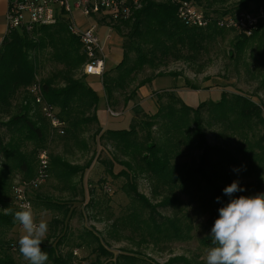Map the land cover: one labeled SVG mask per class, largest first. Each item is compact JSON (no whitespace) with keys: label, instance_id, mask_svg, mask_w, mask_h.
Segmentation results:
<instances>
[{"label":"rangeland","instance_id":"obj_1","mask_svg":"<svg viewBox=\"0 0 264 264\" xmlns=\"http://www.w3.org/2000/svg\"><path fill=\"white\" fill-rule=\"evenodd\" d=\"M73 1L71 0V4ZM256 4L258 3L254 0H245V4L242 0H226L223 4H214L212 8L229 9L236 13L254 8ZM71 11L79 28L83 29L95 24L107 68H114L122 58L125 43L127 42L128 46L130 44L128 41L130 25L126 26L124 23L111 22L107 19L96 23L90 20L92 15L83 18L80 10L72 8ZM82 20H88V23L82 24ZM235 34L233 31H228L223 36H216L206 42L205 49L196 53L190 62L169 58L164 65L154 69L145 66L139 71L127 91L157 70L181 74L178 77L163 75L153 80V85L164 86L158 87L157 93L161 98H157L156 94L153 95V109L149 110L147 105L140 107L134 104L128 117L123 114L116 115V110L121 111L122 106L126 107L123 105L124 95L118 92L115 94L117 104L108 109L109 114L105 111L106 105L103 99L98 98L97 109L101 116L99 117L101 126L103 122L109 124L106 127H111L112 123L116 128H129L134 125L138 130L137 140H141L145 133L142 123L146 115L154 113L161 105L167 103L174 109L180 110L179 99L176 97L171 99L168 94L178 95L191 107L205 102L200 110V117L206 143L220 146L229 152L222 161V166H211L212 162L218 160V155L209 152L203 167L212 184L222 189L223 201L220 205L216 200L214 185H209L201 175H198V185L188 187L187 184L178 183L174 186H166L145 174H137L130 180L129 175L136 170V162L117 150L114 143L105 135V130L94 122L73 127H67L65 122L64 134H57L40 109V114L37 113L40 116L39 122L46 129L44 148L48 155L47 178L37 186L29 187L27 184L23 187L27 186L24 189L26 193L32 191L31 207L37 222L43 219L48 223L44 242L55 247L54 258L60 256L62 260L68 259L71 264H90L92 261H98V264H112L117 256L119 264H167L170 259L183 257L191 264H206L207 251L213 245L211 242L204 243V239L210 238L211 228L219 216L218 209L225 206L232 198L264 193V160L260 163H252L238 151L241 145L247 146V141L252 144L262 136L264 124L253 120V123L258 124L251 125V130L246 128L244 134H239L226 128V122L215 117V109L210 103L218 101L221 92H225L229 99L232 94L240 93L250 96L257 103L264 104V87L261 85V79L264 78V36L251 38L244 50L238 54L233 48ZM125 51L128 52L130 59L135 57V51L130 46L125 48ZM59 70H64L62 64L52 60L45 61L38 69L36 81L39 82ZM113 73L112 70L111 74ZM83 74L81 66L74 73V77L82 79L85 76ZM93 77L98 80L90 86L94 90L101 89L100 78ZM184 78L189 80L190 84H185ZM54 85H62V79L59 77L55 79ZM28 89H25L26 93L27 91L30 93ZM22 94H18L12 100V104L16 106ZM136 95H132L133 101ZM188 114L190 123L187 141L185 134L176 140L180 143L177 144L176 153L170 162L195 168L199 164L202 149L197 145L198 137L193 131L192 111H188ZM121 116L126 119L123 120ZM228 118L231 120L233 116L229 114ZM122 120L123 123L119 124ZM151 131L152 139L156 143L166 141V135L158 125H154ZM0 134H6L3 126H0ZM186 142H189V145ZM262 144L264 146V141ZM32 146L31 143H27L25 150H31ZM169 147L172 148L170 145ZM57 158L78 169L70 171L59 168L54 164V159ZM121 161H127L132 166L129 168L131 171L128 176L118 174L121 169H125ZM36 163L39 164L38 161ZM233 169L240 170L237 172ZM18 178V175L15 176L13 184L18 182ZM234 180L239 181L244 191L236 192L231 197L225 195L223 189ZM132 181L138 191L153 204H158L166 197L172 198V203L157 206V212L153 217L160 228L167 225V219L172 220L179 228L181 237L173 236L174 230L169 228L170 225L168 227L170 234L167 236L164 232L155 230L152 231V236L148 235L143 224L132 219L135 215L137 220L145 219L149 226L154 224L149 220V209L132 195L129 189V183ZM22 184L17 187H21ZM105 186L110 187L111 192L106 193L103 190ZM25 198L27 201L26 196ZM15 201L19 202L18 206L21 208V202L17 198ZM0 232L2 233L0 237L9 244L8 252L16 264H28L14 244L22 234V226L17 223L11 229H0ZM120 256L126 258L121 259ZM46 264L58 263H55L50 256ZM173 264H184V262L176 260Z\"/></svg>","mask_w":264,"mask_h":264},{"label":"trees","instance_id":"obj_2","mask_svg":"<svg viewBox=\"0 0 264 264\" xmlns=\"http://www.w3.org/2000/svg\"><path fill=\"white\" fill-rule=\"evenodd\" d=\"M179 1L182 0H142L140 7L136 8L128 19L111 21L121 22L126 26L130 25L128 41L130 42L129 46L135 51V57L129 58L128 52L125 51V48L129 47L126 42L123 46L121 60L112 69L114 73L111 74L112 70H104L101 84L109 109L117 104L115 96L117 92L124 95L123 105L125 106L132 100V95L136 94L138 88L150 82L152 78L163 75L175 77L181 75L178 72L157 70L127 91L135 81L136 74L145 66L154 69L164 65L169 58L190 62L196 53L205 49L206 42L230 31L218 28L213 24L205 28L185 25L177 17ZM187 1H193L205 14L222 16L234 13L229 9L212 8L214 4H223L226 0ZM242 1L245 4V0ZM260 1L262 2L259 3ZM254 2L258 3L255 5L256 7L248 10L264 6V0H254ZM259 35L264 36V28L259 29L251 37L236 33L233 42L236 53H241L249 40ZM260 37L262 38V36ZM49 60L62 64L64 70L53 72L47 78L37 82L38 69L45 61ZM86 61L87 57L83 52L81 42L76 35L69 32L65 19L59 18L54 24L49 25H33L29 30L24 28L8 29L3 35L0 41V126L4 127L6 134H0V229L8 230L18 223L13 221L12 215H5V208H11L13 213L21 210L18 206L19 202L15 201L13 189L21 183L29 184L36 177L38 154L41 150H46L44 148L46 146V129L40 124V116L37 114H40L41 106L53 107L55 116L63 124V134L65 122L67 127L94 122L101 128L96 115L98 105L96 92L83 80L85 74L82 79L74 77V73L81 66L83 67ZM58 77L62 79V85L56 86L54 81ZM184 82L190 84L186 78H184ZM35 85L38 86V91L33 93L31 89ZM261 85L264 87V78L261 79ZM26 88H29L30 93L25 92ZM20 93H23L22 98L15 106L12 104V100ZM36 94L41 96V103L35 101ZM155 94L157 98H161L160 94L157 92ZM167 96L171 99H175V97L179 99L180 110L174 109L171 104L167 103L161 105L154 113L146 115V119L142 123L145 133L141 140H137L138 130L134 125L129 128L106 129L105 135L114 143L117 150L136 162V170H133L129 175L130 180L137 174H145L166 186H174L178 183L179 185L187 184L188 187L198 185V175H201L209 185H214L203 169L208 153L218 155V160L212 162L211 166H222V161L229 152L220 146H211L206 143L200 117V110L205 102L191 107L185 104L178 95L174 96L170 93ZM210 103L215 109V117L220 121H225L226 128L239 134H244L246 128L251 130V125L264 124V104L257 103L250 96L234 93L229 99L225 92H221L220 99ZM13 109L15 110L13 111ZM190 110L192 111L193 131L198 137L197 145L202 149L199 164L195 168L170 162L176 153L177 144L180 143L176 140L185 134L187 141L190 123L188 111ZM229 114L233 116L231 120L228 118ZM253 120H257L258 123H253ZM154 125H158V128L163 130V134L166 135L165 142L156 143L152 139L151 128ZM263 141L264 133L252 144L247 141V146L241 145L238 151L252 163H260L264 160ZM27 143L33 145L29 151L25 150ZM186 144L189 145V142ZM54 164L70 171L78 169V167L69 166L59 158L54 159ZM121 164L125 169H121L118 174L128 176L131 171L129 168H132L131 164L127 161H121ZM17 175L18 182L13 184ZM129 189L132 195L149 209V220H152L153 226H149L145 219L137 220L135 215L132 218L143 224L148 235L152 236V231L155 230L164 232V235L167 236L170 234L168 231L170 225L169 228L174 230L173 236L181 237L179 228L172 220L167 219V225L160 228L153 217L157 212L156 207L172 203V198L166 197L158 204H153L138 191L133 181L129 183ZM221 190L219 186L214 185L216 198H220L218 205L223 201ZM31 192L30 190L25 192L30 205ZM0 234L2 233L0 232ZM210 242V238L204 239V243ZM14 244L18 248V240H15ZM41 247L49 257L52 256L55 263H70L68 259L62 260L60 256L53 257L55 247L52 244L44 242ZM8 248L7 241L0 237V264H16L8 252ZM120 257L121 259L126 258V256ZM176 260H181L184 264H191L183 257L170 259L167 264H173ZM98 263V261H92L90 264ZM112 264H119L117 256Z\"/></svg>","mask_w":264,"mask_h":264},{"label":"built area","instance_id":"obj_3","mask_svg":"<svg viewBox=\"0 0 264 264\" xmlns=\"http://www.w3.org/2000/svg\"><path fill=\"white\" fill-rule=\"evenodd\" d=\"M177 1V0H176ZM6 12L7 30L24 28L29 30L33 25L54 24L59 18L65 19L68 30L76 35L82 45L83 52L87 57L83 65L85 75L102 76L105 68V56L99 44L95 24L81 29L77 26L72 8L80 10L83 16H102L110 21L126 20L132 12L139 8L142 0H7ZM213 15V14H212ZM205 14L193 1L182 0L178 2L177 17L187 26L205 28L211 24L218 28L230 30L246 37L253 36L259 29L264 28V6L252 10L229 13L222 16ZM38 86H33L31 92L36 93ZM35 101L41 103V96L36 94ZM41 110L50 123V127L57 133L63 134L62 123L54 114V109L49 105H42ZM38 171L36 177L28 184L23 183L21 187H14L15 197L21 205L28 204L25 199L24 185L37 186L46 180V168L48 155L46 150L38 154ZM19 186V185H18ZM106 193L111 188L105 186Z\"/></svg>","mask_w":264,"mask_h":264},{"label":"clouds","instance_id":"obj_4","mask_svg":"<svg viewBox=\"0 0 264 264\" xmlns=\"http://www.w3.org/2000/svg\"><path fill=\"white\" fill-rule=\"evenodd\" d=\"M242 191L238 180L223 189L230 197ZM216 200L219 202L220 198ZM218 211L211 228L213 246L207 251L206 264H264V193L232 198ZM5 215H12L13 221L22 226L18 248L28 264H46L48 253L41 245L48 223L43 219L37 222L30 204L21 205V210L14 213L11 208H5Z\"/></svg>","mask_w":264,"mask_h":264},{"label":"crops","instance_id":"obj_5","mask_svg":"<svg viewBox=\"0 0 264 264\" xmlns=\"http://www.w3.org/2000/svg\"><path fill=\"white\" fill-rule=\"evenodd\" d=\"M7 8H8L7 0H0V41H1L2 37H3V35L5 34L6 30H7V26H6V12H7ZM92 16L93 17L90 20L91 21L94 20L96 23H99V21H101V20L107 19L106 17H102V16L101 17L100 16H95V15H92ZM82 17L85 18V16H83V15H82ZM81 23L82 24H87L88 20H82ZM101 25H102V23H101ZM119 57L120 56H118V58ZM105 68H104L105 71H109V70L113 69V68H107L106 61H105ZM93 76H95V75H85V77H84L85 82L89 86H90L91 83L95 82V80H98L97 78H94ZM97 77H99L100 80H101L100 76H97ZM156 78H158V77L153 78L149 83H146L145 85L139 87L137 92H136L137 95H136L135 100L134 101L133 100L129 101V104H127L126 107L122 106L123 109L121 111L116 110V115L117 114L118 115L123 114V115H126L125 117H128L129 111L133 108L134 104L138 105L140 107H144V106L147 105V108L149 110L153 109L154 108V102H153V98L154 97H153V95L155 94V92H157L159 90V88L161 86V85H157V86L153 85V80L156 79ZM177 86H179V85H177ZM161 87H164V86H161ZM91 88L94 90L93 87H91ZM178 89H180V88H178ZM94 91L96 92L99 100L103 99L104 104L106 105L105 106V108H106L105 111L109 114V110H108L109 107L107 106V102L105 100V94H104V91H103V87L101 89H98V90L95 89ZM176 93H177V90H176ZM98 108H99V102H98V105H97V109ZM151 113H153V112H151ZM96 115H97V119H98V122H99V119H100L99 117H101L99 115V111H96ZM121 117L123 118V120L126 119L123 116H121ZM123 120L120 121L119 124L123 123ZM99 124H100V122H99ZM102 124H103V126H101V125L100 126H101V128L103 130H106V129H109V128H116V127H113L114 124H112V123L110 124V125H112L111 127H106V126H109V124L107 122L106 123L103 122ZM120 128H124V127H120Z\"/></svg>","mask_w":264,"mask_h":264}]
</instances>
